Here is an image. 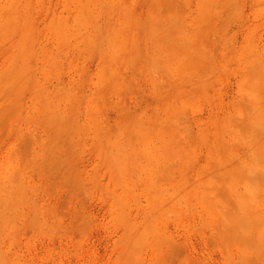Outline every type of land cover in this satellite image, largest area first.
<instances>
[{
	"label": "rangeland",
	"instance_id": "1",
	"mask_svg": "<svg viewBox=\"0 0 264 264\" xmlns=\"http://www.w3.org/2000/svg\"><path fill=\"white\" fill-rule=\"evenodd\" d=\"M0 264H264V0H0Z\"/></svg>",
	"mask_w": 264,
	"mask_h": 264
}]
</instances>
